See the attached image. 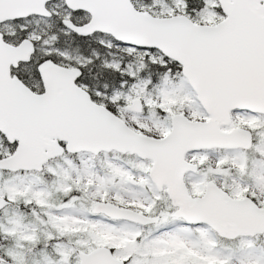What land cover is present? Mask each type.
<instances>
[{
  "label": "snow or ice",
  "instance_id": "6c2138e0",
  "mask_svg": "<svg viewBox=\"0 0 264 264\" xmlns=\"http://www.w3.org/2000/svg\"><path fill=\"white\" fill-rule=\"evenodd\" d=\"M0 264H264V0H0Z\"/></svg>",
  "mask_w": 264,
  "mask_h": 264
}]
</instances>
